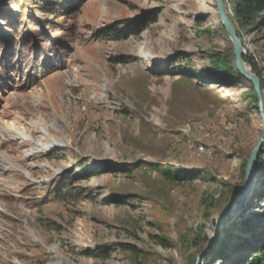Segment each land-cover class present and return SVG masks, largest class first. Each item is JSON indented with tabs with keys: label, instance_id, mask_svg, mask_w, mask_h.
<instances>
[{
	"label": "rangeland",
	"instance_id": "374dc122",
	"mask_svg": "<svg viewBox=\"0 0 264 264\" xmlns=\"http://www.w3.org/2000/svg\"><path fill=\"white\" fill-rule=\"evenodd\" d=\"M54 1L49 5L58 7ZM25 4L0 0V264H130L119 251L105 262L86 255L115 244L146 253L142 264H195L200 254V264H233L252 256L246 244L235 247L254 240L251 233L262 229L255 223L247 232L228 229L234 238L227 258L205 259L226 223L214 234L225 192L241 193L239 169L262 126L245 99L247 86L207 68L210 53L232 51L214 1L79 0L57 19L32 14ZM155 9L156 23L139 37L90 38L112 21ZM236 26L243 55L264 70V24ZM25 32H42L44 41L17 49L15 59L6 43L14 46ZM176 54L188 56L193 84L181 81L186 64L174 62ZM79 162L95 172L76 185L85 191L82 200L44 198L51 181ZM133 162L200 177L177 184L144 168L118 171ZM259 187L255 178L250 195ZM112 196L126 198L118 205ZM210 202L216 207L209 209ZM248 210L263 214L264 201L248 202L229 218L238 225ZM159 235L167 243L151 237Z\"/></svg>",
	"mask_w": 264,
	"mask_h": 264
},
{
	"label": "trees",
	"instance_id": "16d2710c",
	"mask_svg": "<svg viewBox=\"0 0 264 264\" xmlns=\"http://www.w3.org/2000/svg\"><path fill=\"white\" fill-rule=\"evenodd\" d=\"M53 0H47V2H42L39 0H25V5L21 6V8H26V10H31L32 14L41 11L42 13H49L50 17L53 19H57L58 14L66 12V14L71 11L75 3H78L79 0H55L54 2L59 4L58 7L50 6L49 3ZM156 2H164L169 0H153ZM231 4L232 16L229 15V19L234 25L235 29H237L236 25L246 28L252 29L257 28L260 25L264 24V0H228ZM160 13L159 9H155L154 11L144 14L140 18L134 19H121L117 21H112L104 27H101L94 31L90 38L96 41L103 42H121L128 40L129 38L139 37L150 24H155L157 21V16ZM28 15L26 11V16ZM54 23V22H53ZM58 24V23H56ZM55 24V25H56ZM51 26V25H50ZM237 32V31H236ZM238 35V32H237ZM34 36V37H33ZM41 36V40L44 41V35L42 32L40 34L31 35L28 32L25 34H18V37L14 40V46L10 45V43H6V49H14L15 59H17L20 55V51L17 49H34L39 41ZM57 42V39H55ZM119 59V58H118ZM121 60V59H120ZM174 62H184L186 66L183 67L184 74L181 76V81L187 82L189 84H193V73L192 66L188 61V56L185 54H176L174 58H172ZM242 60L245 64H247L251 68V72L255 73L259 79L261 91L264 95V70H258L256 66H254L246 56L242 55ZM15 61V60H14ZM5 63V62H4ZM4 68V66H2ZM207 68L212 74H217L222 78L228 80H237L243 82L247 86V91L245 93V99L248 101V105L250 108L256 110L257 101L254 91L251 85L243 80V78L237 73L234 67V59L233 53L230 50L229 52H212L207 56ZM257 111V110H256ZM246 166V161L243 162L239 169V179L240 184L239 187L242 188L244 184V170ZM144 168L150 171L156 172L161 178L171 183H188L194 181L196 178L200 177V174L194 172H187L181 169H176L170 167L168 165L163 166L161 164L156 163H140L133 162L130 164H122L119 167V172L124 174L125 176L132 173L137 169ZM92 173L85 166V162H79V164L75 167L74 172H66L62 173L61 176L54 178L50 183V190L44 193V198L48 201H58L62 204H70L76 203L82 200L84 192L82 189L78 188L76 185L80 180H86L90 177ZM255 178H258L260 187L255 189L251 195L247 198L245 204L242 206L239 211L234 216L239 215L243 212V209L247 206L248 202L254 201V203L264 201V152L258 158L257 164L255 166ZM223 198V202L225 204L228 203V199L230 196L229 192ZM251 193V192H250ZM238 194V192H237ZM126 197L112 196V200L115 201L118 205L124 202ZM216 203V202H214ZM214 203L208 205L209 209L216 207ZM219 206V204H218ZM251 209V208H250ZM255 223V225L262 226V229L259 233L256 234L254 240L252 242L243 241L240 245L236 246L235 249H240L245 247H249L253 252L252 256L249 258H241L235 261L233 264H264V213L261 215H257L251 213L248 210V215L240 221L237 225L234 222V218L226 219V223L223 225L222 232L217 236L214 242L211 244L208 249L205 259L207 262L213 260H223L226 257V252L229 249L230 242L233 235L230 234L229 228L240 229L242 231H249L251 226ZM259 224V225H258ZM254 225V226H255ZM200 230V229H199ZM161 232V231H160ZM200 233V232H199ZM152 238H156L158 240L157 243L160 245H164L163 241L167 243L165 238L159 236H151ZM169 243V242H168ZM243 244V247L241 246ZM240 246V247H239ZM119 251L127 254L130 257V264H142L141 261H147L148 255L146 253L139 252L134 246L126 245V244H115L112 246H108L106 248H96L95 250H87L86 255L89 258L98 259L101 262H105L108 260L112 254V252Z\"/></svg>",
	"mask_w": 264,
	"mask_h": 264
},
{
	"label": "water",
	"instance_id": "95a60500",
	"mask_svg": "<svg viewBox=\"0 0 264 264\" xmlns=\"http://www.w3.org/2000/svg\"><path fill=\"white\" fill-rule=\"evenodd\" d=\"M215 4V10L219 17L220 24L225 31V34L232 45V53L234 59V67L237 73L248 82L256 96L257 106L256 110L260 116L261 120V133L260 137L250 151V154L246 161V166L244 170V184L242 187V191L239 194L238 191H234L233 195H230V199H228V203L226 208H224L215 218V232L216 234L221 226V223L228 219L230 216L235 215L239 209L245 204L247 198L250 195L251 187L253 182L255 181V166L257 164L258 158L262 152H264V96L261 91L260 82L257 76L251 72L250 68H248L242 60V55L244 52L241 40L237 37L236 31L232 26L231 22L228 19L227 12L225 9V5L223 0H213ZM238 192V194H237ZM239 195V196H238ZM238 196V198H237ZM236 201L235 203H230L231 201ZM208 240H211V237H207ZM202 258V254L197 257L195 264H200V260Z\"/></svg>",
	"mask_w": 264,
	"mask_h": 264
},
{
	"label": "bare ground",
	"instance_id": "6f19581e",
	"mask_svg": "<svg viewBox=\"0 0 264 264\" xmlns=\"http://www.w3.org/2000/svg\"><path fill=\"white\" fill-rule=\"evenodd\" d=\"M248 68H249V67H248ZM46 146H48V145H46ZM40 147L42 148V147H45V146H44V145H43V146L41 145ZM54 147H55V146H54ZM41 148H40V149H41ZM50 149H51V148L48 146V150H50Z\"/></svg>",
	"mask_w": 264,
	"mask_h": 264
}]
</instances>
